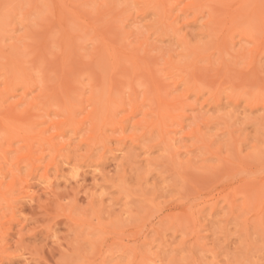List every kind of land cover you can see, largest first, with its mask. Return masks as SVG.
Instances as JSON below:
<instances>
[{"label": "rangeland", "instance_id": "1", "mask_svg": "<svg viewBox=\"0 0 264 264\" xmlns=\"http://www.w3.org/2000/svg\"><path fill=\"white\" fill-rule=\"evenodd\" d=\"M256 7L0 0V264H264Z\"/></svg>", "mask_w": 264, "mask_h": 264}, {"label": "bare ground", "instance_id": "2", "mask_svg": "<svg viewBox=\"0 0 264 264\" xmlns=\"http://www.w3.org/2000/svg\"><path fill=\"white\" fill-rule=\"evenodd\" d=\"M238 9V8H237ZM240 9V8H239ZM72 11H76V10H72L71 9V11H70V9H69V12L70 13H72ZM240 11V10H239ZM73 14V13H72ZM75 14V13H74ZM254 14H255V17H256V19H261V20H259V21H257V20H255V22H245V21H242V22H245V25L243 24V25H240V27H239V29H241V31H243L244 33L248 30H253L254 28H258V27H260V26H262V27H264V22H262V13H261V10H259V8L258 7H256L255 9H254ZM247 16H249V15H247ZM240 17H242V18H246V15L245 14H243V13H238L237 15H236V17H233V18H231V19H229L226 23H225V25L223 26L224 27V30H223V34L225 33V32H228L229 31V29H231L233 26H235L236 24H237V20H236V18L237 19H239ZM62 23V22H61ZM66 24V23H65ZM64 24V25H65ZM227 35H229L228 33H225L224 35H222V42L224 43V46H225V43H226V38H227ZM261 38H262V40L260 41V45H264V34L261 36ZM109 46V45H108ZM264 49V48H263ZM111 54H113V53H111ZM114 55V54H113ZM134 57V56H133ZM133 62L135 63V65L136 66H138V64H137V62L136 61H134L133 60ZM64 64H62V66H63ZM134 65V64H133ZM151 77L153 76L152 74H149ZM152 79H153V77H152ZM255 81H257V80H255ZM156 86H157V84H155ZM157 88H159V87H157ZM157 90V89H156ZM157 91H159V90H157ZM109 103H111L113 100H111L112 98H111V96H109ZM29 153V152H28ZM1 184V183H0ZM259 188V187H258ZM258 188H255L256 189V191H258Z\"/></svg>", "mask_w": 264, "mask_h": 264}]
</instances>
